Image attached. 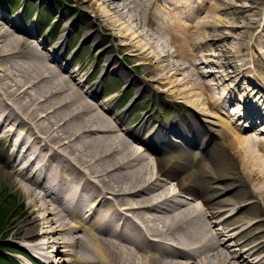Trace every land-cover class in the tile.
Returning <instances> with one entry per match:
<instances>
[{
  "label": "bare ground",
  "instance_id": "bare-ground-1",
  "mask_svg": "<svg viewBox=\"0 0 264 264\" xmlns=\"http://www.w3.org/2000/svg\"><path fill=\"white\" fill-rule=\"evenodd\" d=\"M203 3L78 2L85 11L95 12L86 20L105 33L88 29L84 36L105 55V72L112 70L138 84L139 93L152 82L167 85L164 91L188 104V116L148 132L154 117L146 114L135 128L123 131L119 124L135 106L112 112L95 99L98 80L90 94L73 75L83 67L72 73L60 63V49L68 45L77 19L63 25L48 51L46 41L35 40L36 24L31 30L19 22L22 9L8 18L0 7V137H9L17 156L16 163L0 157V178L25 179L21 188L39 214L21 221L15 236L39 264H264V218H259L264 214V140L240 133L231 118L218 116L222 109L227 117L235 112L227 106L232 92L214 70L200 71L201 64L209 65L207 40L229 39L208 34L203 41V26L232 31L242 26H220L215 23L222 21L218 14L203 16ZM108 29L116 32L106 42ZM125 50L128 61L139 58L142 62L134 64L155 76L145 82L132 75L118 58ZM258 55L264 72V50ZM250 70L242 64L230 71L253 79L256 74L251 76ZM210 76L218 83L208 82ZM260 79L261 102L249 110L264 105V77ZM181 85L188 87L182 90ZM232 88L241 96L235 103L241 108L246 101L241 94L250 89L240 84ZM251 127L256 133L264 131ZM171 135L187 150L173 143ZM214 136L228 139L222 150L209 147ZM148 151L156 155L154 162ZM176 189L192 199H179ZM229 233H236L230 238L237 252H229L222 238ZM40 236L46 241L40 242Z\"/></svg>",
  "mask_w": 264,
  "mask_h": 264
},
{
  "label": "rangeland",
  "instance_id": "rangeland-1",
  "mask_svg": "<svg viewBox=\"0 0 264 264\" xmlns=\"http://www.w3.org/2000/svg\"><path fill=\"white\" fill-rule=\"evenodd\" d=\"M25 1L29 2L25 10H23L21 16L19 15L21 17L19 19V22L23 27L31 28L33 24L30 23L29 20H31L32 15L35 14L37 16L36 30L41 33L40 35H35V40L38 44L46 41L48 51H51L49 49H51L52 46L55 45V42L60 37L63 25L66 24L68 20H78L77 22L75 21L73 23L72 28L69 32L70 34L68 38L70 39L68 48L63 47L60 49L59 61L63 65H68V62H71V65L66 68L68 72H72L73 69L76 68V65L78 63L83 67V71L78 72L79 75H77V73H72L74 77H76V81L84 86L85 91L89 92L90 94L92 90H95L97 88V85L95 84L96 80L101 79L104 76H107L106 80L108 85L105 94L110 93L116 85L117 87H120L119 89L116 88V92L108 97L112 98V100L107 103H104L106 100L102 96L95 98L99 102L103 103L105 107H110L112 109V112L121 111L127 104H133L132 102H134V100L136 99L135 101H137V104L135 106V109H132L129 115H127L126 122H120L123 131L129 130V128H135L146 114L154 116L155 118V124H152L151 126H148L146 128V130H149L152 127H156L158 123H166L168 120L175 117V110L177 108L180 111V116L185 113L188 114L189 112H191L186 102L178 100V97L172 96L169 92L164 91L165 88H168L167 85L152 82V87H149L146 90H143L142 93H139L137 92L139 88L138 84H124L122 82L123 79L121 78H118L119 80L117 79L116 81V79L113 77L114 75H112L111 72H109L108 75H105V71L103 69V66L106 62L105 55L99 54L97 47L94 46L91 40L84 39L85 32L88 29L97 31L102 35H105V33L97 23L93 22L91 25L86 20L87 17L90 19L93 18L95 12L85 11L82 6L78 5L79 0H0V7L3 11L6 12L5 14L3 13V15L8 18L17 17L18 15L16 12H19L18 10L22 8V2ZM203 4L204 5H202L201 7L203 8L202 15H208L206 17L210 18V15L218 14L222 21H218L215 23H218L220 26H224L225 24L238 25L240 27L242 26V28H239L236 31H232L229 28L221 27V29H218L214 28V26L212 28L208 25L203 26L204 28L202 27L203 29L200 34V38L203 41L208 39L209 37H222L223 34L229 36L228 40H221L216 43H212L213 40H207V43L209 45V47H207V51L209 52V65L201 64L200 71L209 73L210 69L214 70V74H216L218 78L220 77L219 80L225 83L223 87L226 86L228 90H231L232 92L229 93L231 95L227 97V99L230 98L232 101L229 102L228 105L225 103L224 104L227 105L230 109H240V107L235 104L237 103V100H239V96L235 95L236 90H234L232 86L237 87L240 84L246 86L247 88H255V85H250L249 80L252 79L251 77L247 79L245 77L242 78V75H238L237 73L230 70H233V65L241 67L242 64H247V66H249L251 69L249 71V74H251V76L256 74V77H253L252 80L259 84V82H261L260 78H262V76L264 77V72L262 71V58L258 55L259 52H262V50H264V0H204ZM94 6L96 5L94 4ZM214 6L220 8L219 12H216L213 9ZM241 8H245V10L241 11ZM47 31H49V33ZM105 32L108 33L106 42H109V37L112 36L111 32L113 33L116 31L108 29L105 30ZM78 43H81V47L79 49H77L76 47H72V45ZM253 44H256V46L253 47ZM71 47L73 49H71ZM128 51L130 52V50ZM127 56L129 55L126 50L124 52L118 53L120 63L122 62L124 67H126L128 71H130L133 75H136L139 80H144L146 82L151 80V78L155 76V74L153 73H146L141 66L134 64L135 62H142L139 58L136 59L137 61L132 62L127 60ZM230 63H232V66H229L231 65ZM90 75L92 76L89 81H87V78ZM177 77H181V75H177L176 78ZM206 80L213 83H218L219 81L215 80L213 76L206 78ZM89 86H92V89H90ZM187 87V85H181L178 88L183 90V88L187 89ZM122 89H124V92L122 91L123 93L121 92ZM228 90L225 91L227 92ZM256 91L257 89H255L254 92L256 93ZM248 93L249 91L245 90L241 95L242 97L244 96L246 100L252 102L251 97ZM128 94L133 97L127 102L129 98H125V96H129ZM123 100L127 102L126 105H122L125 103ZM193 100H195V97L193 98ZM254 101L259 102V100ZM119 104L120 107H117V105ZM163 108L169 111V118H166L163 114ZM212 111H214V109H212ZM218 116L224 117L221 114H218ZM218 116L216 121L218 120ZM204 118L209 119L210 117L203 116V119ZM246 132H248V134H255L258 136V138H262L264 140V133L262 132L251 133V131L245 130L243 133L245 134ZM227 141L228 139H225L223 141L219 140L217 148L222 150L221 148H223V145H225L224 143H226ZM9 142V137H0V157L4 155V157L8 158L10 161H13V163H16L17 160H15V156L13 153L14 148L11 147ZM226 151L229 152L228 154H231V148H227ZM217 152L219 153V151ZM147 156H150V154H148ZM150 157L152 158V162H154V157ZM13 180L16 183L13 182ZM168 181H170L171 186L175 185L173 180ZM24 182L25 179L23 177L15 175H12V177L6 175L0 178L1 194L9 197V204L15 203L16 205V210L13 211L14 215L8 223L5 235L3 236L4 240H2L3 244L1 245L8 246L9 248L15 250L10 252L14 255L15 259L19 260L22 264H32L29 260H27L17 252L21 251L22 249L20 240L15 236V233L19 231L21 221L29 218H36L39 214L35 210L34 206H31V197L28 196L26 192H24L21 188ZM175 191L179 194L178 198L181 200L192 199L184 191H179L178 189H176ZM252 199L253 198H251L250 200ZM200 200L201 199H198L197 201L201 203ZM232 212L233 211H231L230 213ZM207 215H209V213H207ZM259 218H264V214H262ZM214 226L223 230L222 226H219L217 223H215ZM23 228H25V226ZM244 228V226L240 227V229ZM235 234L236 233H229L226 236L222 237L223 239H225L224 241L226 246H228L229 252L233 253L234 251H238V248L236 247V245H234L235 239L230 238ZM44 241H46V239L43 236H40V242ZM263 252L264 251H262V253ZM250 264H253V262H250Z\"/></svg>",
  "mask_w": 264,
  "mask_h": 264
},
{
  "label": "trees",
  "instance_id": "trees-1",
  "mask_svg": "<svg viewBox=\"0 0 264 264\" xmlns=\"http://www.w3.org/2000/svg\"><path fill=\"white\" fill-rule=\"evenodd\" d=\"M9 197L1 194L0 192V250H5L6 248L2 246L3 236L5 235L8 223L14 215L13 211L16 210L15 203H8ZM0 264H17L9 253H3L0 251Z\"/></svg>",
  "mask_w": 264,
  "mask_h": 264
}]
</instances>
